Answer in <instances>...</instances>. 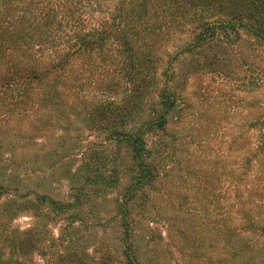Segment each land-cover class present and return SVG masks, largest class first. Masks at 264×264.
<instances>
[{
  "label": "trees",
  "instance_id": "1",
  "mask_svg": "<svg viewBox=\"0 0 264 264\" xmlns=\"http://www.w3.org/2000/svg\"><path fill=\"white\" fill-rule=\"evenodd\" d=\"M177 32L190 39L180 54L198 57L193 73L226 67L215 57L208 61L206 51L223 42L234 45L244 36L263 51L264 0H0L2 144L17 147L16 138L32 139L28 144L33 143L34 136H27L34 130L28 117L53 114L59 125L68 99H108L86 103L89 124L103 131V146L107 143L115 150L124 149L128 158L119 162L114 152L106 155L102 162L113 166L106 173L97 167L86 181L98 185V190L117 189L123 180L126 182L115 200L126 264H143L135 242L137 219L133 208L139 205L147 210L152 194L161 186L162 174L167 173V160L176 158L179 142H199L196 137L193 142H185L184 137L170 135V114L179 117L186 108L179 102L171 80L159 92L156 86L163 60L159 52ZM241 61L243 72H249L243 78L247 85L263 90L262 60L243 57ZM259 92L252 101L242 100V106L250 110L249 116L240 125L239 134L225 143L230 154L238 147L245 149L244 155L261 159L257 175L248 182V169L232 166L227 160L216 162L209 173L201 175L206 187L214 192L213 179L222 176L218 179L223 182L219 207L227 214L218 221L213 219L212 224L220 223L219 232L229 247L223 264H264V91ZM45 130V126H38L34 134L43 136ZM253 145L256 148L251 153L247 148ZM2 149L0 146L1 156ZM159 153L165 154L161 160ZM120 163L126 171L122 175ZM251 163L247 162L249 168ZM7 188L0 185V264H35L37 259L46 264V255H50V264L65 257L68 263L77 264L79 255L72 250L75 237L65 233L75 231L82 222L81 200L91 199L86 198V182L78 189L83 192L66 202L38 196L39 206H46L54 218L69 216L66 230L58 238L43 235L36 225L28 229L13 227L28 202L18 203L11 195L1 201ZM197 191L200 204L198 187ZM254 208H259L258 217L253 215ZM44 217L36 215L35 220H45L46 227ZM144 220L149 228L153 221L149 216ZM47 240L51 243L46 246Z\"/></svg>",
  "mask_w": 264,
  "mask_h": 264
},
{
  "label": "rangeland",
  "instance_id": "2",
  "mask_svg": "<svg viewBox=\"0 0 264 264\" xmlns=\"http://www.w3.org/2000/svg\"><path fill=\"white\" fill-rule=\"evenodd\" d=\"M186 35L177 32L176 37L170 38L161 47L159 55L163 60L158 67L156 86L159 92L165 87V82L171 80V85H175L178 97L180 96L179 102L186 108L179 117L178 114L176 118L170 114V135L184 137L185 142H193L196 137L199 142H179L176 158L167 160V173L162 174L161 186L156 194H152L147 210L139 205L133 208V215L137 219L135 242L143 264H223L229 256V247L219 232L220 223L212 224L213 219L218 221L221 215L225 218L227 214L219 207V200L222 198L220 185L223 182L218 179L222 176L218 174L213 179L216 185L214 192L206 187V179H202L201 175L209 173L216 162L223 164L227 160L232 166L247 168L246 179L250 182L257 175L256 169L262 161L254 160L252 154L244 155L245 149L238 147L230 154L225 143L230 141L232 135L239 134L240 125L249 116L250 110L242 106V100L252 101L255 93L264 91V81L260 85L263 90H255L247 85V80L243 78L249 72H243L241 58L256 57L262 60L261 65L264 67V50H257L259 47L248 36L234 45L219 43L216 48L206 51L207 60L212 61L215 57V60L225 63L226 67L215 70L208 68L196 74L193 73V64L198 57L191 53L180 54L188 40L190 41ZM226 74L228 77H223ZM107 100L68 99L59 125L53 114L46 113L43 118L39 115L28 117V122L33 123L31 126L34 129L27 133L28 137L34 136V141L30 144L28 143L32 139L16 138L14 145L17 147L12 148L8 143L4 146L0 134V146H3L4 152L0 155V185L8 187L1 201L11 195V198L18 199V203L24 200L28 202V208L19 212L13 221V227L28 229L36 225L43 235L58 238L66 230L65 220L69 216L54 218L46 206H39L37 198L47 195L66 202L82 193L78 189H82L86 182V198L91 199L81 200L83 202L79 209L82 222L75 226V231L65 233L75 237L72 250L79 255L77 264H126L125 247L115 211V200L123 193L126 182L123 180L117 189L98 190V185H90L86 181L97 167L98 171L104 172L113 166V163L102 162L106 155L114 152V157L120 158L119 162L128 158L124 149L115 150L107 143L103 146L102 142L106 137L103 131L89 124V108L86 103ZM200 121L201 128L198 127ZM38 126L46 127L43 136H35ZM255 148L253 145L247 149L251 152ZM164 156L165 154L159 153L160 160ZM249 160L252 161L250 168L247 164ZM120 165L119 172L122 175L126 171ZM106 176L109 177V172ZM197 187L201 194L200 204L196 201ZM258 209L254 208L253 215L256 217ZM36 215L46 217V227L43 224L45 220L42 223L36 222ZM148 216L153 221L149 228L144 220ZM58 219L60 221L57 222ZM50 243L47 240L46 246ZM68 260L65 257L60 262L56 260L53 263L73 264L68 263ZM36 261L35 264H45L42 260ZM49 262L50 255H46V264H50Z\"/></svg>",
  "mask_w": 264,
  "mask_h": 264
}]
</instances>
